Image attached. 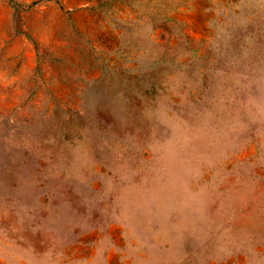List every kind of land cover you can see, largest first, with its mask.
<instances>
[{
  "label": "rangeland",
  "instance_id": "374dc122",
  "mask_svg": "<svg viewBox=\"0 0 264 264\" xmlns=\"http://www.w3.org/2000/svg\"><path fill=\"white\" fill-rule=\"evenodd\" d=\"M0 264H264V0H0Z\"/></svg>",
  "mask_w": 264,
  "mask_h": 264
}]
</instances>
